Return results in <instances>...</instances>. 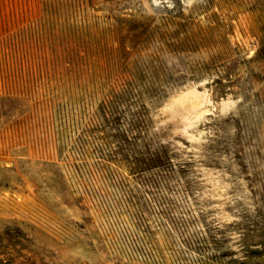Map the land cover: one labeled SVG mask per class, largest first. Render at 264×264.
<instances>
[{"label":"rangeland","instance_id":"rangeland-1","mask_svg":"<svg viewBox=\"0 0 264 264\" xmlns=\"http://www.w3.org/2000/svg\"><path fill=\"white\" fill-rule=\"evenodd\" d=\"M0 264H264V0H0Z\"/></svg>","mask_w":264,"mask_h":264}]
</instances>
